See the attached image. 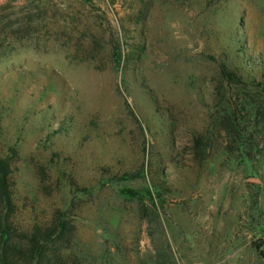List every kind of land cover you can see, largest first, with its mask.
I'll list each match as a JSON object with an SVG mask.
<instances>
[{
    "label": "rangeland",
    "instance_id": "obj_1",
    "mask_svg": "<svg viewBox=\"0 0 264 264\" xmlns=\"http://www.w3.org/2000/svg\"><path fill=\"white\" fill-rule=\"evenodd\" d=\"M0 129L65 257L264 264V0H0Z\"/></svg>",
    "mask_w": 264,
    "mask_h": 264
},
{
    "label": "trees",
    "instance_id": "obj_2",
    "mask_svg": "<svg viewBox=\"0 0 264 264\" xmlns=\"http://www.w3.org/2000/svg\"><path fill=\"white\" fill-rule=\"evenodd\" d=\"M2 137L0 129V264H80L65 257L57 245L66 230L61 221L34 224L28 229L17 224L14 166L19 154L15 147L5 146ZM200 138H196L197 144H202Z\"/></svg>",
    "mask_w": 264,
    "mask_h": 264
}]
</instances>
